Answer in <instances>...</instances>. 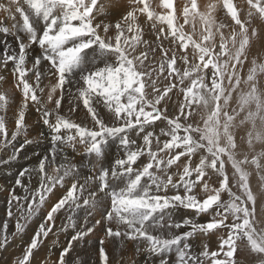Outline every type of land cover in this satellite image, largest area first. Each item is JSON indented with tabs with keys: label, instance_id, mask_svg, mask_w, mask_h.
Returning a JSON list of instances; mask_svg holds the SVG:
<instances>
[{
	"label": "snow or ice",
	"instance_id": "obj_1",
	"mask_svg": "<svg viewBox=\"0 0 264 264\" xmlns=\"http://www.w3.org/2000/svg\"><path fill=\"white\" fill-rule=\"evenodd\" d=\"M0 12L13 22L0 81H14L0 91V165L51 145L9 191L12 239L47 206L13 264H34L50 233L70 235L54 264H74L99 231V264L126 241L156 264H264V0H0ZM31 107L46 129L33 139ZM66 149L86 161L82 182Z\"/></svg>",
	"mask_w": 264,
	"mask_h": 264
},
{
	"label": "rangeland",
	"instance_id": "obj_2",
	"mask_svg": "<svg viewBox=\"0 0 264 264\" xmlns=\"http://www.w3.org/2000/svg\"><path fill=\"white\" fill-rule=\"evenodd\" d=\"M4 2H6V0H4ZM234 2H238V0H234ZM4 14L5 13L0 12V27H9L10 23L12 24L13 22H11L10 19H7V20L1 19L2 15H4ZM0 38H5V36L2 33H0ZM7 38H8L7 41L9 43H11L13 47H17V50H18V46L16 45L14 39L11 36H8ZM4 46L5 45H4V41H3L2 44L0 43V47L4 48ZM253 55L254 56L259 55V56H261V59H264V49H260L259 46H257L256 48L253 49ZM9 67H11V65H9ZM6 78L8 80L6 79V82L4 84H5V86H7V85L8 86L6 88H3L5 92L7 90L9 91V89H11V86H12L11 80H13L12 76L10 78H8V77H6ZM6 83H7V85H6ZM4 84L2 85V87L4 86ZM2 87H1V83H0V91H3ZM17 99H18V97H17ZM63 106H64V109L66 111L67 110V100L63 101ZM36 112L37 111L35 110V108L31 107L28 110L27 115H26V120H27V123L29 125V130H28V133H26L25 135H27L30 138L37 136V135L33 136L35 134L34 127L40 126L38 123V117L40 114L39 113L37 114ZM12 120H13V117H12L11 113H9L8 116L6 117V121H7L9 130H12L11 129L12 124H13ZM40 127H42L44 129V131H46V129L43 126H40ZM157 131H158V129H157ZM240 135H243V132L240 133ZM23 137L24 136H21L16 143H23V141H21V138H23ZM9 149L11 150L12 148L10 147ZM37 151H38V149L36 147H33L30 151V154L32 155L34 152H37ZM69 151L70 150H68V153L71 156L72 152L71 151L69 152ZM80 151L82 152L83 150L80 149ZM113 151H114V149H113ZM1 152L2 151H0V155H3L4 153L3 152L1 153ZM22 154L26 155L25 152H22ZM76 158L78 160H81L83 157L80 155H76ZM4 167H5V169H4ZM0 168H2L4 171H6V169L10 170L11 172L9 174L11 176L15 175V174L18 175V173H14L15 168L10 167V165H8V166L0 165ZM25 183H27V180L25 181ZM255 183H256V181H255V179H253V185H255ZM33 184H34V181H33ZM35 185H36V182H35ZM13 186H14V183L11 181L10 182V189H9V187H7V189H6L5 184L2 182V177H0V227H2L5 220H8V232H9V236H10V246L8 247L7 251L0 249V263H2V264H13V262L18 257H20L22 255L23 247L26 246V244L30 240L31 236L37 230L39 224L43 221L44 216L46 215V211H47V206H45V208L42 209L39 212V214L34 216L32 218V220L26 225L24 233L20 234L15 239H12L11 233L15 232V223H16V219H17L18 214L14 215L13 218L8 219L6 212H7V208H8V200L10 198L9 197V191L11 190V188ZM16 191L18 194H22V189L17 188ZM59 191L57 192L56 196L58 194H60V195L63 194L64 190L60 189ZM4 194H6V195H4ZM56 196H53L52 198L55 200ZM52 198L48 203H51L53 201ZM72 214L73 213L66 212V211H62L59 214V217L56 221L57 230H58L59 225L61 223H63L64 221L66 222V217L68 215H72ZM76 215H78L80 217V222L82 223L83 218L86 216V213L81 211L79 213H76ZM185 215H191V213L190 212L186 213L185 210L182 209L177 214L175 219L180 220ZM96 218L99 219V216L97 215ZM200 219L202 222L203 219H206V217H202ZM97 237H103V232L99 231L97 233V236H93L86 243H81L80 245L76 246L75 250L72 253V257L78 256L79 259L75 260L74 264H80V261H86L87 264H99L98 255H97L99 243H98ZM69 238H70V235L62 234L59 237V242L56 243L55 242L56 237L50 233L49 239L45 241V243L42 245V247L38 251H36L34 264H41V262H42V264H54V261H56V259L58 258L62 247L66 246L67 239H69ZM199 242L200 241L198 239L193 241L194 244H199ZM209 243L211 245V248L213 250H215V248H216L215 238H213ZM136 247H137V245L132 241H126L122 247L117 246L114 243H107L106 244V251L109 255L111 264H156V261L158 260L157 257H154V256L148 254L147 252L137 253ZM49 249H51V251ZM238 258L243 259V257H238ZM248 259L254 260L255 257L249 256Z\"/></svg>",
	"mask_w": 264,
	"mask_h": 264
},
{
	"label": "bare ground",
	"instance_id": "obj_3",
	"mask_svg": "<svg viewBox=\"0 0 264 264\" xmlns=\"http://www.w3.org/2000/svg\"><path fill=\"white\" fill-rule=\"evenodd\" d=\"M198 2H200V0H198ZM6 14H4V15H2V18L1 19H5V20H7L6 18ZM10 21V20H9ZM12 22V21H11ZM10 23V22H9ZM9 27H11V23H10V25H9ZM4 39L5 38H0V43L2 44V42L4 41ZM8 39V38H7ZM2 50H3V48L2 47H0V52H2ZM257 57L258 58H260L261 59V56H259V55H257ZM6 77H8V78H10L11 77V74L9 73V74H7V76ZM7 79V78H6ZM6 79H5V81H1L0 83H1V87H2V85L6 82ZM8 80V79H7ZM12 82H11V85L13 84V80H11ZM44 83L45 84H47L48 83V81L47 80H45L44 81ZM6 85H7V83H6ZM8 86V85H7ZM7 86H5V84H4V86L2 87V89L3 88H6ZM8 89V88H7ZM6 89V90H7ZM3 91H4V89H3ZM8 91V90H7ZM6 91V92H7ZM9 91H10V89H9ZM49 107H51V105H49ZM37 114H38V112H36ZM38 121H39V117H38ZM12 124V123H11ZM39 125L40 126H43L42 124H40L39 123ZM40 126H36V127H34V129H35V134L33 135V136H35V135H38V133L40 132V131H44V129L42 128V127H40ZM12 130H13V124H12V128H11ZM11 131V130H10ZM240 133H242V131L240 132ZM24 138V137H23ZM23 138H21V141H23L24 139ZM29 139H33V138H35V137H32V138H30V137H28ZM21 143H16V147H19V145H20ZM51 145H50V142H49V140H47V139H45V140H43L41 143H40V145H39V147H37V145L36 144H33V145H27V146H25V148L20 152V154H19V157H18V159H16V160H14V161H12L9 165H10V167H12V168H15V172L14 173H19V171L22 169V168H25V167H34V166H36L37 164H38V159H37V157H35V156H33V154L31 155L30 154V151H31V149L33 148V147H36L37 149H38V151L37 152H40V153H44L45 151H47L48 150V148L50 147ZM12 150V149H11ZM10 149H8L7 151H8V153H11L12 151H11ZM68 150H70L71 151V149H66V151L68 152ZM69 151V152H70ZM22 152H25L26 153V155H23L22 154ZM2 153V152H1ZM69 154V153H68ZM27 156V157H26ZM71 156H74V160H73V162L74 163H77V164H80V180H81V182L83 181V179H84V177L89 173V169H88V167H87V164H86V161H85V163L84 164H81V161L84 159V158H82L81 160H78L77 158H76V155L75 154H73V153H71ZM28 164V165H27ZM4 169H5V167H4ZM11 171L10 170H7L6 169V171H4L2 168H0V177H2V182L5 184V186H6V189H7V187H9V189H10V182L12 181L13 183H14V181H15V179H16V177H17V174H15V175H10L9 173H10ZM26 181V180H25ZM34 181V184H32V186H35V180H33ZM5 188V187H4ZM60 192V191H59ZM4 195H6V194H4ZM58 195H60V194H58ZM57 195V196H58ZM52 200H54L53 198H52ZM64 221V220H63ZM65 222V221H64ZM62 244V243H61Z\"/></svg>",
	"mask_w": 264,
	"mask_h": 264
},
{
	"label": "crops",
	"instance_id": "obj_4",
	"mask_svg": "<svg viewBox=\"0 0 264 264\" xmlns=\"http://www.w3.org/2000/svg\"><path fill=\"white\" fill-rule=\"evenodd\" d=\"M0 264H2V263H0Z\"/></svg>",
	"mask_w": 264,
	"mask_h": 264
}]
</instances>
